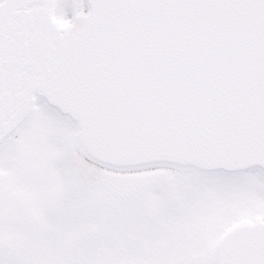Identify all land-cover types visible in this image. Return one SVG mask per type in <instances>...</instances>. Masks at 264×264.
<instances>
[{
    "label": "snow or ice",
    "instance_id": "snow-or-ice-1",
    "mask_svg": "<svg viewBox=\"0 0 264 264\" xmlns=\"http://www.w3.org/2000/svg\"><path fill=\"white\" fill-rule=\"evenodd\" d=\"M0 264H264V0H0Z\"/></svg>",
    "mask_w": 264,
    "mask_h": 264
}]
</instances>
